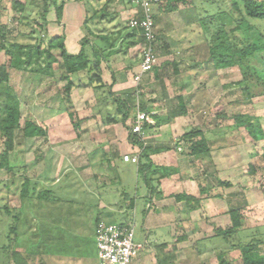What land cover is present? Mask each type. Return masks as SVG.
<instances>
[{
  "label": "rangeland",
  "instance_id": "374dc122",
  "mask_svg": "<svg viewBox=\"0 0 264 264\" xmlns=\"http://www.w3.org/2000/svg\"><path fill=\"white\" fill-rule=\"evenodd\" d=\"M12 1L30 2V0H1L2 17L0 22L6 24L12 42L16 41V43L21 45H32L36 41V34L32 32L31 28L40 21L36 8H28L26 15L23 14L24 16H22L18 9L14 10L12 8ZM184 1L186 2L185 4L183 2L175 3L177 10L170 14H159L158 12V10L164 9L166 6L165 0H160L157 4L155 25L160 38L159 41L162 44V46L160 44L161 48L157 50L158 68L146 77L144 82L139 84L141 87L139 88L140 95H136L133 85L132 89L125 90V92L131 91L133 94L135 93L133 96L135 106L131 107L130 116L128 117L129 123H127L125 128H131V120L137 115L138 106L141 104H147L146 106L149 108L154 106L156 110L153 112L157 115L165 114L170 117L172 113L180 112L179 107L182 106L185 110V115H183L185 119L182 118L180 121L185 128L189 125V128L185 129L186 132L192 129L202 132L207 140L209 149H213L214 153L217 152L218 157L222 161L220 165L223 171L222 178L227 179L232 185L230 188L224 187L227 189L226 201L221 203L217 199L209 200V214L206 211L199 210L200 208H196L192 217L195 222L193 227L189 224L191 222L186 224V215L180 213L177 214L174 221L179 223L181 227L178 224L176 227L162 226L155 228L158 223L153 224L151 220L155 217L154 221L159 222V217L154 215V211L150 212L149 216L147 215L146 211L148 209L145 208V203L141 202L143 201L141 196H147L144 184L138 174L134 172L135 167L130 164L124 166L130 167L132 174L129 171H124L123 165L118 164L119 171L115 174L118 178L114 180L111 179L114 178L112 171L103 173V176L97 179V182L102 184V182L106 183L107 179L110 181L106 183L105 187H103L104 185L99 187L95 197L87 194L79 183L71 184V187L63 184L59 188L61 189L59 192H61V196L65 193L68 197L88 196L93 203L98 196L102 200H106L110 205L118 202L117 207L111 210L112 216L109 222L120 225L127 220L130 226L134 228L133 240L135 244H144L146 239L151 241L152 244L170 242L173 237L170 236L169 231L175 232L176 228L179 231V235L176 238L183 237L182 240L176 242L181 253V262L179 264H199V262L200 264H219L220 256L227 263L240 262L241 248L252 241L258 242L257 240L261 241L260 253L264 256V139L258 142L253 141L241 128L238 130L239 132L236 130L245 139L240 142V138L234 136L235 130L232 131L230 128L234 124L233 119L235 116L247 114L259 119L258 125L264 132V53H257L248 61L250 67L258 71V76L256 77L249 72L242 74V76L237 68L214 71L211 66L208 67L205 64L208 56L206 39L209 40L210 35L208 33H206V36L203 34L204 30L200 28L197 18L192 14L193 7L190 5V0ZM125 6L126 1L122 3L121 0H115V2L109 4L106 13L112 16L102 19L101 27L99 31H96L90 21L85 26L87 12L84 4L69 2V4H66L65 9L66 12L69 10L67 16H65L68 18H65L63 24L65 27L59 26L61 23L54 21L50 23L48 20L50 33L48 34L47 26V37L50 39L56 35H64L66 39V36H68L71 40L68 47L73 49L76 43L74 45L72 43L79 37L77 46L81 47L83 39L94 41L93 38H95L94 36L97 33H103L108 37V43L114 44V49L119 48L121 56L128 54L131 58H137L140 54V49L131 48L132 50L130 51L129 48L125 49L126 35L132 31L127 27L130 12L129 8L126 9L127 6ZM87 11L91 15L89 10ZM47 18L50 20L55 19L54 11H51ZM86 27H89L93 33L87 30ZM164 34L166 35L164 36ZM254 34L255 31H248L245 36L254 39ZM237 40L240 41L239 44L241 45V35ZM163 42L166 46H163ZM54 53L59 55L57 52ZM173 62L177 64V73L171 65ZM8 64L9 57L5 55L4 51H0V65L8 66ZM30 69L31 67H27L26 70L9 67L7 69L9 74L8 86L19 102L21 120L29 121L45 129L46 137L22 138L21 133L17 132L14 152L9 159L16 166L24 165V171L21 170L20 175L35 178V176L43 175L41 171L34 170L35 165L43 164L46 159H49V148L56 147L57 152L53 150V152L55 151L53 153L55 157H51L53 162L55 160L60 162L65 160L64 164H71L75 167L90 163L89 165L93 166V168L91 167L92 170L97 172L95 166L98 164L99 156L97 154L86 155L87 151L100 145V142L110 141L108 138L110 136L114 137L112 132L115 133V128L112 125L98 126L93 119H90L89 122H81L78 130H74L72 122L64 109L66 108L70 112L76 113L84 110V107H90L89 105H97L103 112L104 108L107 107V102H112L110 100L103 101L105 96L103 91L82 88L79 83H84V79L83 76L79 78L80 74L72 76V80L77 85L78 90H72L69 96L70 102H68L64 94L65 82L60 79L62 76L61 69L58 68L54 71L53 78L48 76L41 77L31 73ZM133 75L134 70L127 74V78L133 81ZM256 78L258 80H255ZM241 81H243V85L237 84L241 83ZM113 93H116L117 97L127 98L126 95H123L124 91ZM5 103L6 89L0 87V153L5 149L3 143L5 139L1 135V128L5 120V114L3 113ZM106 116L108 114L102 115L104 121H106ZM112 116H116L115 110L111 113L110 117ZM74 118L76 120V116ZM173 119L175 118H170V122H173ZM178 125L181 126L180 123ZM183 135L176 138L177 143H183ZM80 136L81 138H79ZM168 141V135H166L163 145H167ZM79 145L81 151L78 148ZM190 146L186 144V147L182 149L183 153L189 156L192 155L189 152ZM105 147L108 146L105 145ZM47 151L48 153H46ZM109 155H111V150ZM198 160V158H193L196 166L194 176H200L202 172H208L209 175H212L210 178L213 180L217 179L214 173L218 174V172H215L213 163L209 162L208 159ZM67 177L70 180H77V175L74 171H69ZM6 179V173L0 170V206L5 203L3 199L6 196V192H8L1 185ZM65 181L64 179L62 183H66ZM206 181L205 183L207 184L211 182L209 186L211 194L214 195L219 192L215 187H211L213 183L211 180L207 179ZM112 189L118 190L116 194L114 192L110 193ZM220 192L223 193V188ZM15 194L17 193L11 195L12 202L10 203L16 207L19 206V203L15 198ZM124 194L125 196H123ZM128 198L131 201L136 198L134 203L135 210L128 209L126 205ZM212 198L215 197L212 196ZM238 206L242 207L241 229L230 237H216V229L230 227L228 211ZM121 209H123V213H120ZM220 209L223 212L226 211V214H218ZM151 225H155V227L147 228V226ZM203 227L208 229L206 234L198 235V232ZM185 228L186 230H184ZM183 231L185 233L190 232V234L182 236ZM194 232L197 235L192 236ZM28 235L29 233L26 234V236ZM201 238H204L206 242L198 243L197 246H194V240ZM32 239L36 238L32 236ZM39 248H41V245ZM198 249L200 250L199 255L203 251L208 254L205 259L195 262L196 258L199 260L198 254H195ZM19 250L22 251V248ZM138 254L132 261L139 259ZM182 258L185 259L182 260Z\"/></svg>",
  "mask_w": 264,
  "mask_h": 264
},
{
  "label": "trees",
  "instance_id": "16d2710c",
  "mask_svg": "<svg viewBox=\"0 0 264 264\" xmlns=\"http://www.w3.org/2000/svg\"><path fill=\"white\" fill-rule=\"evenodd\" d=\"M69 2H80L84 4L87 12L85 18L86 26L94 18L102 21L107 16V6L115 2V0H30L28 3L12 1V8L14 10L18 9L22 16L26 15L28 8H36L40 21L35 23L31 28L32 32L36 34V41L32 45H21L16 43V41L12 42L6 24L0 22V51H4L5 55L9 57L8 66L0 65V87L6 89V103L3 108L5 120L1 128V135L5 139L3 142L5 149L0 153V170L6 173L7 179L1 185L8 191L3 199L5 203L0 206V264H31L34 257L42 255L38 253V247L31 245V236L42 238L41 227L37 231L38 234L37 232H32L33 235L31 233V213L40 221L43 217L44 201H48V198H51V201L56 200L60 191L58 187L45 186L46 180L28 178L25 175H20L24 171V165L16 166L9 159L10 155L12 156L14 152L17 132L21 133L22 138H35L46 137V131L29 121L21 120L19 102L8 86L9 74L7 69L10 67L26 70L27 67H31V73H35L41 77L48 76L50 78L54 77V71L56 69H61L62 76L60 79L65 82L64 94L68 102H70L69 96L72 90L77 88V85L72 80V76L86 73L87 81L85 84H81L82 88H92L93 90L105 92L103 101L110 100L114 105L116 117H110V114H108L107 120L105 121L107 125L120 123L125 127L126 121L130 116L131 107L133 108L135 106L133 101L135 93L124 91L123 95H126V99L117 97L116 93H113L111 90L112 85L107 87L102 81V59L120 53L119 48L114 49L113 43L109 44L107 40L103 41L102 43L106 46V49H104L96 44L94 45L91 41L83 39L80 52L73 55L66 49L64 35L55 36L50 39L47 37V26L49 24L47 16L51 11H54L55 22L61 23L64 6ZM165 2L166 6L162 10L167 13H172L177 10L175 3H186L184 0H165ZM190 5L193 7L192 14L197 18L198 25L204 30L203 34L205 36L206 33L210 35V39H206L208 56L205 64L208 67L211 66L214 71L237 68L241 75L249 72L253 76L255 75V77L258 76V71L250 67L248 61L257 53H264V0H190ZM87 10H89L91 15L88 14ZM1 17L0 9V19ZM154 20L156 22V18ZM86 28L90 31L89 27ZM248 31H255L254 39L245 36ZM135 32L139 34L137 30H132L131 33L126 35V38H133V36H136ZM240 35L241 45L239 44L240 41L237 40ZM156 37V48L158 50L161 47V43L159 37ZM139 38H141L140 35ZM124 44H126L125 49H128L137 44V42L125 41ZM107 49L108 52L105 54L104 52ZM54 52H57L59 55H55ZM171 65L176 72L177 64L173 62ZM255 80L258 79L256 78ZM237 84L243 85V81ZM141 105L138 106L141 111L150 113L149 109L143 104ZM179 108L181 111L172 113L171 117H167L168 120L172 117L175 118L180 115H185L183 107L180 106ZM64 110L67 112L74 130H78L80 123L89 119L93 111L90 109L80 117V115L78 116L66 108ZM74 116H76V120ZM153 117L157 120L156 116L153 115ZM233 121L234 124L230 127L232 131L235 130L236 132V130L238 131L243 128L253 141L258 142L264 139L263 129L258 125L259 119L242 114L235 116ZM127 130L129 143L137 146L141 150L139 159H142L145 157L147 149L143 146L140 140L141 138L132 133V128H128ZM234 136H238L241 140L240 142L245 140L237 132ZM182 138L186 144L190 143L191 146L189 148L192 154L191 157L193 156L192 158H198L199 160L210 158V149L207 146V140L202 132L192 129L188 133H185ZM121 161H123V158ZM250 168L252 169V166ZM136 170L137 173L144 170L139 160L136 163ZM159 170L163 173L162 178L170 176L171 174L168 172L170 169L161 168ZM172 172L177 173L175 170ZM218 184L226 188L232 187L230 182H218ZM13 193H17L15 194V198L18 200L19 206L15 207L10 203L12 202L11 195ZM180 198L185 201L184 206L188 210L193 211L199 208L200 199L194 198L192 195L184 194ZM241 208L238 206L228 211L230 227L216 229V237H230L241 229ZM28 233L29 235L26 236ZM178 239L180 241L183 237ZM257 241H252L241 248L240 262L227 263L220 256L219 264H264V256L260 253L261 241ZM20 248H22V251L19 250ZM166 250V244L155 246L157 264H177V249L172 247L169 251Z\"/></svg>",
  "mask_w": 264,
  "mask_h": 264
},
{
  "label": "crops",
  "instance_id": "0c3cea01",
  "mask_svg": "<svg viewBox=\"0 0 264 264\" xmlns=\"http://www.w3.org/2000/svg\"><path fill=\"white\" fill-rule=\"evenodd\" d=\"M125 1L127 6L125 7L126 9L129 8V12H130V16L128 18H130L134 16L135 13L133 0H124V2ZM121 2L124 3L123 1ZM72 3L78 4L80 2H72ZM156 8L157 5L154 6V11ZM65 9H66V4L63 9L61 24H59V26L61 25L63 26V28L65 27V25H63L64 20L65 18L66 19L68 18L65 16H67V13L69 12V10H67L66 12ZM158 12L159 14L161 13L170 14L167 12H163L162 9L158 10ZM111 16L112 15H107L103 19H107ZM155 16L154 18H156ZM48 20L50 21V23L51 21L55 22V19L53 20L48 19ZM90 22L93 24L95 30L99 31L102 21H99L97 18H94L93 20H90ZM48 31L49 34L50 33L49 25H48ZM90 32L93 33L91 29ZM135 34L138 37L133 36V38L130 37L125 39L126 42H130V41L137 42V44L129 48V51L132 50L131 48L140 49L142 39L139 38V34L137 32H135ZM156 35L159 37L157 31H156ZM165 35L166 34H164V36ZM56 36H61V35H56ZM94 37H95L93 38L94 41L91 42L94 45L96 44L106 49V46H104V43L102 42L105 40H107L108 42V37L103 33L102 34L97 33L96 36ZM79 39L74 40L72 45L76 43V46L73 47L72 49V47L71 48L68 47L69 42L71 40L68 36H66L65 43L67 45L66 44L65 45L67 51L70 54L75 55L80 52L81 47L77 46V43H79ZM163 46H166L164 42H163ZM106 52H108V49L104 53L106 54ZM120 56L121 54L111 55L109 57H106L105 59H102L101 61L102 81L107 87L112 85L111 90L113 92L132 89V85L135 87V83L127 78V74L133 72V70L134 73H136L138 71V66L141 60L140 54L138 55L137 58L136 57L131 58V56L128 54L123 55L121 57ZM129 59L131 60L129 61ZM150 74L144 76L142 82H144L145 78L148 77ZM81 76H83L84 83H79V84H85V82L87 81L86 73L80 74L79 78ZM104 78L106 79L104 80ZM139 88H141L140 85ZM76 90H78V87L76 88ZM82 92H84V90H82ZM146 105L144 106L150 111L152 110V113H154V116H156L157 120H155L153 117L152 119L154 123L152 125L145 124L143 127V135L140 137L141 138L140 140L143 143V146L147 150L145 157H143L142 159H139L141 150L137 146L130 144L128 141V130H127L128 128L126 129L123 125L119 123L112 125V127L115 128L114 129L115 133L112 132L114 134V137L110 136V138H108V140L110 139V141L106 140V142L104 143L100 142L99 143L100 145L92 147V149L87 151L86 155L92 156L97 154L99 156L98 164L97 166H95L97 168V172L95 170H92L93 166L89 165L90 163H86L88 165L85 164L83 166H80L81 167L80 168V167L72 166L71 164L69 165L64 164L65 160L63 162L56 160L55 162H53L51 157L52 156L55 157V154L53 155L55 151L53 152V150H56L57 152V148L51 147L48 150L49 159H46L43 164L39 163V165H35L34 170L37 169L38 171H41V173L43 174L42 176H38V177L35 176V178L37 177L38 179L46 180L47 182H45V186L58 187V189L62 187L63 184H67L68 187H71V184L74 185L79 183L82 185V188L87 192V194H91L93 197H95L97 196L99 187H102L103 185H104L103 187H105L106 183L110 181L109 179H107V182L106 183L102 182V184H99V182H97V179L101 178L103 176V173L112 171L114 173V178L111 179L114 180L118 178L115 175L119 171L118 164L123 165V167L125 168L124 171H129L132 174L131 172L132 169L130 167L124 166L130 164L135 167L134 172L137 173L136 164L127 163L121 161V159L124 155H128L130 157L138 156L140 165L144 167V170L142 172L140 171L137 174L138 177L141 178L147 194V196H141L143 199V201L141 202L145 203V208L148 209L146 211L148 216L150 215V212L154 211L155 212L154 215L159 217V222L154 221L155 217L151 220L153 221L152 222L153 224L158 223L156 227L155 225H151V226H147V228H152V227L159 228L162 226L176 227V225H178L179 223H176L174 220L177 217V214L180 213L186 215L185 218L187 221L186 224H188V222H191L189 224L193 227L195 225V222L193 220L194 218L192 217H193V212L195 211L188 210L187 207L184 206L185 201L180 197L182 194H184V195H192L194 198L200 199L199 210L206 211L207 214H209V210H210V206L208 204L209 200L217 199V201L221 203L222 201H226L225 198H226L227 189L222 187V185L218 184V182H228L227 179L222 178L223 171L220 168L222 161L220 157H218L217 152L214 153L212 151L213 149H210V158L207 159L209 160V162L211 161L213 163L215 172H218V174L214 173L217 179L213 180L212 178H210L212 177V175L211 174L209 175L208 172H202L200 176L199 175L194 176V171L196 170L195 161L193 162V158L190 159L191 156L186 155V153H183L184 151L182 150L186 147V143L184 141L183 143L176 142L177 141L176 138H179V136L185 134L186 132L185 129L189 128V125L185 128L183 126V123L180 121V119L182 118L185 119L184 116L175 117V119H173V122L171 121L172 122L171 123L170 119L168 120L167 118L169 116L165 114L157 115L155 112H153L156 110L154 106L152 108H149ZM89 106L90 107L86 106L87 108L84 107V110L76 112V115L78 116L80 115L81 117V115L87 113L90 109L93 110L90 118L82 122L86 123L89 122L90 119H93L94 123H96L98 126L107 125L105 124L102 115L103 114L104 116L107 114L111 115V113L114 110V105L110 102H107L106 105L107 107L104 108L103 112L101 111V108L97 105L95 106L89 105ZM107 117L108 116H106V120ZM133 118L135 119V116ZM134 119L131 120V126ZM127 123H129L128 120L126 121V125ZM179 123L181 124V126L178 125ZM166 135H168L169 141L167 145H163V140ZM35 138H40V137H35ZM35 138H31V139H35ZM79 138H81V136ZM188 144L190 145V143ZM105 145H107L108 147H105ZM78 148L79 149L81 148L80 145L78 146ZM110 150H111V155H109ZM48 151L46 153H48ZM161 168L170 169V171H168L171 173L170 176L162 178L163 173L161 172V170H159ZM171 170L172 171L175 170L177 173H173ZM69 171H74V173L76 172L77 180L79 181L70 180L67 177ZM81 172L84 174L82 175ZM63 178L66 180L65 181L66 183H62V181L64 180ZM205 179L211 181L213 180L211 187H215L219 192L214 195L211 194V191L209 190V186L211 182L207 184L205 183L207 182ZM222 188H223V193L220 192ZM59 190L61 191V189ZM116 191L118 190L112 189L110 193L114 192L116 194ZM59 193H60L59 196L56 197L57 199L53 200L54 201L53 204L51 198H48L49 199L48 201H44L43 217L40 221L38 218H36L33 215V213H31V222H32L31 233L37 232L40 227L42 228V233H41L42 238H36L34 239L35 241L33 239H32L33 241L31 240V245L38 247V251H39L38 253H41L42 255L34 257L31 264H98L95 237L101 225L115 224L109 222V219L112 216L111 210L117 207L118 202H115L117 204L110 205L106 200H102L100 196H98L97 199H94L95 202L93 203L91 202V199L88 198V196L68 197L65 193L64 195L66 196L64 195L61 196V192ZM123 196H125V194ZM212 196H214L215 198H212ZM134 199L136 200V198ZM135 200L131 201L128 198L126 205L129 210H133V209L135 210V206H134ZM121 212L122 213L124 212L123 209L120 210V213ZM218 214L220 215L226 214V211L223 212L220 209ZM120 225L127 226L130 224L126 220L125 222L123 221V223H121ZM179 227H181L180 224ZM205 228L206 227H203L202 230L198 232V235L206 234L208 229ZM184 230H186V228ZM193 231H195V229H193ZM178 232L179 231H177L176 228H175V232L169 231L170 236L173 238L170 240V242L167 243L156 242L152 244L151 241H148V239H146L144 244H136L137 246L140 247L138 252L139 259L137 261L136 260L132 261L131 264H157V260L155 257V246H159L161 244L167 245L166 251H169L172 247H175L177 249L176 263L179 264V262H181V255H180L181 253L179 246L176 243L179 242V239L176 238V236L179 235ZM183 232L184 233H182L183 234L182 236L185 235L187 236L190 234V232L189 233H185V231ZM195 233L196 232H194L192 236L197 235ZM205 242L206 240L204 238H201V239H195L193 244L194 246H197L198 243H205ZM40 245L41 248H39ZM199 253L200 250L198 249V251H196L195 254L196 255L198 254L197 256H199V260L198 258H196L195 262H199L200 259H205V257H207L208 254V253L205 254V251H203L200 255ZM183 259L185 258H182V260Z\"/></svg>",
  "mask_w": 264,
  "mask_h": 264
},
{
  "label": "built area",
  "instance_id": "2783aa9c",
  "mask_svg": "<svg viewBox=\"0 0 264 264\" xmlns=\"http://www.w3.org/2000/svg\"><path fill=\"white\" fill-rule=\"evenodd\" d=\"M159 2L160 0H133L135 13L127 21V26L132 30H137L142 38L140 46L141 60L138 71L133 75L137 96L140 95L139 84L144 76L152 73L158 66L154 6ZM138 109L131 128L133 134L141 137L144 125L154 123L152 119L154 113L151 111L146 113ZM123 161L136 164L138 163V156L124 155ZM133 236L134 228L130 225H101L95 237L98 264H131L140 249L134 243Z\"/></svg>",
  "mask_w": 264,
  "mask_h": 264
}]
</instances>
